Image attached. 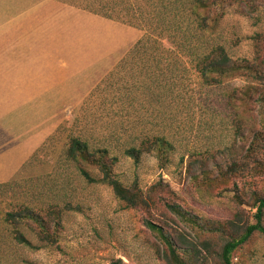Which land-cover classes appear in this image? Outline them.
Returning a JSON list of instances; mask_svg holds the SVG:
<instances>
[{"label": "rangeland", "instance_id": "rangeland-1", "mask_svg": "<svg viewBox=\"0 0 264 264\" xmlns=\"http://www.w3.org/2000/svg\"><path fill=\"white\" fill-rule=\"evenodd\" d=\"M42 1L0 0V24ZM65 5L71 13L66 15L64 37L71 44L72 59L82 60L75 68H63L71 75L65 78L66 85L44 93H0V264H113L114 260L169 264L165 245L146 225L148 220L162 226L178 246L190 249L195 255L191 264H218L224 236L182 220L166 203L181 207L201 226L232 221L237 215L243 224L255 223L251 192L264 194V175L238 181L237 189L246 194L240 202L233 187L219 193L196 185L186 166L192 155L234 145L245 153L253 134L263 129L256 101L260 82L244 75L204 88L185 55L156 61H149L148 55H131L141 41L153 51L169 47L167 40L151 46L143 27ZM208 38L226 46L235 60L254 61L260 54L264 59V8L253 13L244 9V15L229 8ZM113 71L115 80L108 82ZM243 90V105L228 102V95ZM248 93L253 99L247 98ZM122 124L129 129L121 131L123 137L161 135L174 145L164 165L154 154H145L139 164L119 155L115 173L122 182H138L145 192L156 184L166 188L158 197L159 206L148 213L127 208L109 186L88 182L66 159L72 136L83 135L94 145H103L110 140L109 128ZM86 168L101 179L98 170ZM17 202L66 208L58 246H42L28 229L27 236L38 249L13 240L4 217ZM68 206L76 209L67 210ZM234 262L264 264V236L255 235L236 252Z\"/></svg>", "mask_w": 264, "mask_h": 264}, {"label": "trees", "instance_id": "trees-1", "mask_svg": "<svg viewBox=\"0 0 264 264\" xmlns=\"http://www.w3.org/2000/svg\"><path fill=\"white\" fill-rule=\"evenodd\" d=\"M70 4L89 13L119 20L131 26L143 27L150 35V44L162 45L167 40L169 47L145 48L143 41L133 50L131 55H148V60L156 61L163 56L185 55L189 58L192 70L204 88H213L226 81L244 77H253L260 82L257 91V103H260V117L263 129L256 131L244 153L236 150L235 145L225 150L207 151L205 154L192 155L186 166L188 177L201 187L206 186L213 191L227 192L231 187L237 189L239 180L250 176L264 175V59L261 54L254 61L235 60L226 46L213 44L208 38L210 31L219 27L227 10L236 7L244 15L264 8V0H55ZM144 23V24H143ZM149 39V37H148ZM155 53V54H153ZM152 55H157L154 57ZM179 59V56H175ZM166 59L164 58V61ZM115 80V72H111L108 82ZM252 94V93H251ZM250 93L247 98L253 99ZM228 102L244 104V90L227 96ZM128 126L122 124L119 129L109 128L110 140L103 145L94 143L83 135L70 138L66 159L73 164L90 183H101L109 186L115 197L129 209L151 211L160 204V194L167 192L162 184L154 185L148 192L139 187V183L127 185L116 175L119 155L132 159L139 164L145 154H154L159 161L167 163L174 145L165 136L140 134L123 137L121 131L128 132ZM121 135L116 138L113 135ZM241 137V133L239 134ZM112 138V139H111ZM115 142H119L115 146ZM117 144V143H116ZM93 167L101 174V179L94 178L86 167ZM7 184L5 187L10 186ZM233 191V190H232ZM250 207L255 209V223L244 222L237 215L232 221L201 226L197 220L188 217L176 204L166 203V207L176 216L202 230L220 233L224 243L217 254L218 264H239L234 262L236 252L245 247L255 235L264 236V194L251 192ZM236 199L242 202L246 197L244 190L237 189ZM162 202L165 200L161 199ZM75 207L68 206L67 210ZM66 208L59 205H29L25 202L11 204L5 213L4 223L8 227L13 240L23 247L38 249L27 236L25 229L44 247H56L65 231L64 216ZM148 213V212H146ZM146 225L155 232L165 245L164 258L169 264H191L195 255L188 248L178 246L164 228L148 220ZM182 250L184 254H181ZM113 264H125L122 260H114ZM195 264V262H194Z\"/></svg>", "mask_w": 264, "mask_h": 264}, {"label": "crops", "instance_id": "crops-1", "mask_svg": "<svg viewBox=\"0 0 264 264\" xmlns=\"http://www.w3.org/2000/svg\"><path fill=\"white\" fill-rule=\"evenodd\" d=\"M70 9L43 0L0 24L1 94L44 93L66 85L71 75L63 68H75L82 61L72 59L71 44L64 37Z\"/></svg>", "mask_w": 264, "mask_h": 264}]
</instances>
